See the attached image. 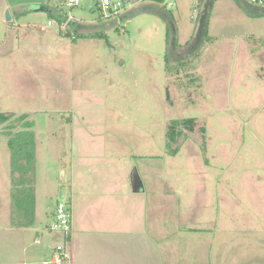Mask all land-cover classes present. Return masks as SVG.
<instances>
[{"label": "rangeland", "instance_id": "rangeland-1", "mask_svg": "<svg viewBox=\"0 0 264 264\" xmlns=\"http://www.w3.org/2000/svg\"><path fill=\"white\" fill-rule=\"evenodd\" d=\"M61 1L0 0V113L30 114L37 140L36 224L15 232L11 153L0 128V264H30L62 242L48 215L71 202V184L104 205L122 192L116 221L134 222L133 234L124 231L123 264H228L234 256L211 251L255 248L241 242L264 238L256 109L264 17H248L235 0L211 8L212 0H175L99 22L97 0L75 8ZM7 12L23 14L21 30ZM51 13L72 20L48 27ZM99 32L109 44L90 37ZM189 118L195 131L168 145L170 124Z\"/></svg>", "mask_w": 264, "mask_h": 264}, {"label": "crops", "instance_id": "crops-1", "mask_svg": "<svg viewBox=\"0 0 264 264\" xmlns=\"http://www.w3.org/2000/svg\"><path fill=\"white\" fill-rule=\"evenodd\" d=\"M140 5H143V3ZM9 6L10 5H6L5 9L9 8ZM22 15L23 14L21 13L15 15L14 17L11 15V21H12V24H10L11 29H15L16 31H19L21 30V28H23L22 25H17ZM43 28L45 30L47 29L46 26H44ZM60 39L65 40L66 38H62L60 36ZM259 54L260 57L262 58V64H261L262 68L261 71H258L257 73L259 78L261 79V82L264 84V45H262ZM259 97L261 104L256 109H258V115H262L259 124L262 126L261 130L263 131L264 130V93L260 92ZM10 180H11V172H10ZM70 187H71V195H72L70 202L71 211H72L71 264H123L124 253L122 251V244L124 241L123 238L124 231L133 234L134 222L116 221L117 218L122 217L121 216L122 209L117 208L119 206L117 205V203L119 200H121L120 198L122 196V192L118 195L117 199L114 198V200H112L113 204L104 205L99 203L98 200H96V202L93 203L91 201L93 196L88 195L87 189L86 188L84 189L82 185H80L78 188L75 184H71ZM109 192L110 194L112 193L110 197L116 196V192L113 191V189H110ZM10 196H11V192H10ZM261 201L262 200L259 197V202L261 203ZM12 209H13V201H12ZM259 209H261V207H259ZM117 212L119 214H117ZM48 216L50 218H53L54 212ZM13 218H14V211L12 212V218H11V222L9 223V226L10 227L12 226L14 229L13 231L15 232L21 231L20 233H22V231L33 228L36 224V222H34L30 228L16 227L14 226V222H12ZM33 233L36 242H39L40 232L34 231ZM243 236L244 234L242 235V238L245 239V237ZM19 237L23 238L20 235ZM230 238L231 235L228 236L229 241ZM130 243H133V240H130ZM246 243H250L252 245L255 244L256 246L255 248L249 247L248 251L245 250L239 251L240 253L239 252L230 253L221 250H214L211 251L210 254L214 258L216 256H219L221 259L226 258V255L234 256L233 259H230L228 261V264H256L255 262L256 258H258V264H264V251H262L264 249V238L259 235L253 238L249 236L248 238H246V240H242L241 242V244H246ZM52 249L53 247H51V249H48V251L44 255L45 256L44 259L31 261L30 264H43V262L51 254ZM33 258H35V256H33ZM20 260L23 261L24 258Z\"/></svg>", "mask_w": 264, "mask_h": 264}, {"label": "trees", "instance_id": "trees-1", "mask_svg": "<svg viewBox=\"0 0 264 264\" xmlns=\"http://www.w3.org/2000/svg\"><path fill=\"white\" fill-rule=\"evenodd\" d=\"M150 1L158 4H165L166 0ZM215 1L217 0L209 2L208 6L211 8ZM235 2L248 17H264V6H256L245 0H235ZM131 12L134 11L131 10ZM126 14H128V12L122 16V19H125L124 17ZM51 15L54 17L53 20H56L61 27L66 24L67 15H62V13H58L57 15L51 13ZM168 19H170V17ZM100 21H102V16L99 17V22ZM208 25L209 17L202 27L205 36H208ZM79 34L78 32V35ZM171 34L172 32L168 31L167 42L170 40ZM81 36L80 34L78 37L84 38ZM90 37L93 39H104L109 44L108 35L105 32L91 34ZM195 122V118L174 120L168 129V145L177 143L179 133L184 130L193 133L195 131ZM0 128H3L8 136L7 144L11 153V197L14 211L12 222H14V226L16 227L30 228L35 222L36 210L35 172L37 140L34 130L35 122L31 119L30 114L16 115L0 113Z\"/></svg>", "mask_w": 264, "mask_h": 264}, {"label": "built area", "instance_id": "built-area-1", "mask_svg": "<svg viewBox=\"0 0 264 264\" xmlns=\"http://www.w3.org/2000/svg\"><path fill=\"white\" fill-rule=\"evenodd\" d=\"M150 0H97L96 8L102 16V20L119 19L123 12ZM250 3L256 6H264V0H250ZM175 0H166L165 5L172 8ZM61 6L67 5L69 8L81 6V0L61 1ZM72 17H67V22ZM54 25V20L47 22L48 27ZM51 233H59L62 236V242L53 247L49 257L43 264H71L72 261V211L71 204L65 201L58 202L54 212L53 220L48 225Z\"/></svg>", "mask_w": 264, "mask_h": 264}, {"label": "water", "instance_id": "water-1", "mask_svg": "<svg viewBox=\"0 0 264 264\" xmlns=\"http://www.w3.org/2000/svg\"><path fill=\"white\" fill-rule=\"evenodd\" d=\"M6 18H7V21H11V14H10V12H7L6 13ZM133 185H134V190L135 191H138L139 188H140V181H139L138 177H135L134 184Z\"/></svg>", "mask_w": 264, "mask_h": 264}]
</instances>
